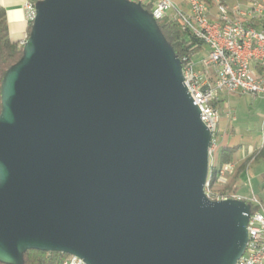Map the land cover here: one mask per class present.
<instances>
[{
    "label": "water",
    "instance_id": "obj_1",
    "mask_svg": "<svg viewBox=\"0 0 264 264\" xmlns=\"http://www.w3.org/2000/svg\"><path fill=\"white\" fill-rule=\"evenodd\" d=\"M3 75L0 263L236 264L250 204L204 195L210 133L156 20L129 0H41Z\"/></svg>",
    "mask_w": 264,
    "mask_h": 264
},
{
    "label": "built area",
    "instance_id": "obj_2",
    "mask_svg": "<svg viewBox=\"0 0 264 264\" xmlns=\"http://www.w3.org/2000/svg\"><path fill=\"white\" fill-rule=\"evenodd\" d=\"M41 0H25L23 10L27 26L36 14L35 4ZM143 6L152 3L154 19L168 17L179 22L182 31L190 33L200 42V57L182 58L183 86L200 112V120L210 133L211 150L218 146V124L221 118L218 102L230 94L250 95L264 99V30L259 23L264 20V9H258V1L236 0L234 3L203 2V0H131ZM175 1L184 7H179ZM212 4L229 8L233 21H224L212 14ZM28 33L18 42L23 47ZM264 121V120H263ZM264 123V122H263ZM231 162L221 165L218 182L212 190H204L210 201L229 199L250 204L247 224L248 241L245 251L236 264H264V214L255 198L243 200L233 192L220 190L226 184ZM249 202V203H248ZM252 207H257L251 211ZM63 264H85L80 258L66 255Z\"/></svg>",
    "mask_w": 264,
    "mask_h": 264
},
{
    "label": "crops",
    "instance_id": "obj_3",
    "mask_svg": "<svg viewBox=\"0 0 264 264\" xmlns=\"http://www.w3.org/2000/svg\"><path fill=\"white\" fill-rule=\"evenodd\" d=\"M24 1L25 0H0V6L6 10L10 38L17 43L27 32V24L25 22V13L23 10ZM177 6L184 7L180 2L177 3ZM228 97H230V95H225L220 98L217 104L218 108L224 106ZM261 117L262 127L260 138L254 141H245L243 137H241L240 140H236L232 135H230V138H227L224 134L220 137L221 141H218L216 151L223 146H228L233 150L231 164H233L234 170L226 177L225 186L219 187V189L233 192L243 200L248 201L255 198L260 202L261 207L259 210L264 214V155L259 158H253L254 154L264 146V113ZM228 127L229 129L232 128L229 124ZM233 140L236 141L234 144L232 143ZM213 163L218 166V169L222 165V161L219 158H216Z\"/></svg>",
    "mask_w": 264,
    "mask_h": 264
},
{
    "label": "trees",
    "instance_id": "obj_4",
    "mask_svg": "<svg viewBox=\"0 0 264 264\" xmlns=\"http://www.w3.org/2000/svg\"><path fill=\"white\" fill-rule=\"evenodd\" d=\"M131 1V0H129ZM211 3L212 0H203ZM148 12L151 11L152 3H147L142 6ZM157 25L166 39L172 46L174 54L182 63V58H191L197 51L200 50L201 44L190 33L182 31L177 20H171L164 17L156 21ZM31 25V24H30ZM27 26L26 33H29L30 27ZM22 55V47H19L17 42L10 38L8 22L6 18V10L0 6V90L1 81L4 73L13 66ZM0 112H1V98H0ZM233 150L228 146H223L218 149L213 155V161L216 158L221 159L222 164L232 161ZM264 155V146L256 152L253 158H259ZM212 161L210 168L209 185L211 189L218 182V166ZM249 203V202H248ZM257 207H252L251 211L257 210ZM66 254L57 252H41L36 250H28L23 255V264H63ZM2 264V263H0Z\"/></svg>",
    "mask_w": 264,
    "mask_h": 264
},
{
    "label": "rangeland",
    "instance_id": "obj_5",
    "mask_svg": "<svg viewBox=\"0 0 264 264\" xmlns=\"http://www.w3.org/2000/svg\"><path fill=\"white\" fill-rule=\"evenodd\" d=\"M222 1L233 3L236 0ZM177 3L175 1L176 5ZM200 55L201 52H196L193 58L197 59ZM219 110L221 114V119L218 124L219 142L221 141L220 137L224 134L227 138H230V135H232L236 140H240L241 137L245 141H254L260 138L262 127L261 115L264 113V99L250 95L230 94L224 106H221ZM228 124L233 129H229ZM235 142L233 140L232 143L234 144Z\"/></svg>",
    "mask_w": 264,
    "mask_h": 264
},
{
    "label": "bare ground",
    "instance_id": "obj_6",
    "mask_svg": "<svg viewBox=\"0 0 264 264\" xmlns=\"http://www.w3.org/2000/svg\"><path fill=\"white\" fill-rule=\"evenodd\" d=\"M216 2H224V1L216 0ZM258 9H264V1H258ZM212 14L217 15L218 17H220V19H224V21H233V13L231 12V10L229 8L221 7L219 4H212ZM155 20L157 21V19ZM30 24H32V22H30ZM259 30H264V20L260 21ZM215 151L216 149L211 150V158L209 159V169H208L207 179L204 185V190H212L209 185V176H210V168L212 166V161H213V155ZM233 170H234V166L233 164H231L229 173H232ZM220 173H221V167L218 171V177L220 176Z\"/></svg>",
    "mask_w": 264,
    "mask_h": 264
}]
</instances>
